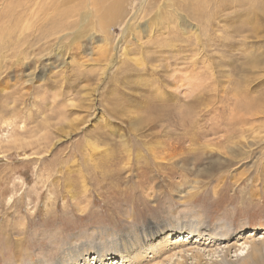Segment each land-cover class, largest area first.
<instances>
[{
    "label": "rangeland",
    "instance_id": "1",
    "mask_svg": "<svg viewBox=\"0 0 264 264\" xmlns=\"http://www.w3.org/2000/svg\"><path fill=\"white\" fill-rule=\"evenodd\" d=\"M0 1L2 11L7 1ZM67 2L72 27L58 36L28 45L32 38L19 30L10 39L0 31V264H59L72 238L87 251L149 224L188 232L199 223L224 234L203 237L218 254L200 264H264V0L224 3L211 61L191 73L183 62H156L166 55L155 60L157 30L174 23L165 3L162 17L138 14L117 68L127 35L120 39L118 25L134 0L108 28L109 2L101 12L88 0ZM167 110L170 118L189 111L195 125L174 134L157 120ZM89 138L100 140L98 150L86 146ZM118 167H130L132 179L126 184L121 170L113 192ZM242 243L250 250L234 258Z\"/></svg>",
    "mask_w": 264,
    "mask_h": 264
},
{
    "label": "bare ground",
    "instance_id": "2",
    "mask_svg": "<svg viewBox=\"0 0 264 264\" xmlns=\"http://www.w3.org/2000/svg\"><path fill=\"white\" fill-rule=\"evenodd\" d=\"M6 1L7 3L6 5H4L5 6L4 9L2 11L0 10V24L1 23L7 24L6 25L7 27L0 25V31L2 30L3 34L6 33V35L3 38L8 37V39H10L11 35H14L15 33H17L16 31L19 30L18 33L19 35H21V39L24 40L25 38L27 39L29 37V40H30L32 38V41L28 44V45H31L34 43H38L43 37L48 38V37L58 36L57 34H59L60 32L68 31L72 27V24H70V20L74 17L75 11L73 12L71 10H68V12H66L67 11L65 10L66 8L62 10L63 7L67 6L66 4L62 5V2L65 3V1L69 2L70 0H65V1L63 0H6ZM88 1L90 3H93L96 7H98V9L100 8L104 9L103 8L104 2L110 3V5H108V7L104 9L105 11L103 12L104 14L102 15V17L104 18L103 25L106 28L112 26V24L114 23L113 22L114 15L116 14L115 11L116 10L118 11L121 8L122 4L126 2V0H88ZM227 1H232L231 6H233V2H236V4L240 2V0H134L135 7H133L131 9L132 11L123 17L121 23L118 25V27H120L119 28L120 32L123 33L120 39H123L124 38L123 36L126 34L127 35L125 37L123 44L121 43V46L120 45L118 46L119 52H116L118 63L116 67L117 68L119 67V64L122 63L123 58L126 55L125 43L127 40V36L129 34L132 35V30H133L132 28L133 26H135V21L136 19H138V14L139 13L141 14L144 10L146 12H143V13H147V10L150 11V13H152L153 12L152 10H155L156 13H158L157 14L158 17L160 16L162 17V12H163L162 10H165V9H162L161 5L163 4L162 6H164V3H165V6H167L168 8H171L169 11V18L171 20L170 22L172 23L174 22L173 24H175V26H173V24L169 26L166 25L165 26L166 29L163 28L162 30L160 29L157 30V32L159 31V34L161 35V37L162 36L163 37L160 42L159 41L154 42L155 44L159 43L161 45L157 47V48H160L159 51L154 54L156 55L155 60L160 55L161 56L166 55V58L162 59L160 57V59L156 60V62H160L161 60H163L165 63L166 61H168L169 63L173 62L171 64L168 63L169 66L170 65L175 66L174 62H183L182 63L183 67L181 66V69L182 68L183 70L187 69L186 72H188V70H191L190 73L195 70V67L197 64H201V65H204L205 63L209 64L211 60L208 58L206 53L208 52L209 47L211 46V44L214 43L217 37L215 31L217 30L216 28H218V26L214 28L216 26L215 25L216 23L214 24V22H215L217 14L219 12L221 13V10L219 9L224 8L223 4L226 3ZM136 2H137V5H136ZM158 2H160L161 4L160 3L157 4ZM132 5H133V2H132ZM137 6L139 7L137 8ZM101 9H100V12H101ZM188 24H191L193 29H191L190 27H187ZM103 25L99 26L101 30H103V27H104ZM118 43L119 42H117V44ZM113 50L114 49H112V52ZM112 52L108 60H111L113 58ZM210 53H213V52H210ZM109 62L110 61H108L106 66L102 68V72H100L101 77L105 76L104 73H105V70H107L106 67L109 65ZM116 67L114 68V71L115 70L117 71ZM157 70L158 69L156 68V66H153L150 68V71L153 73L155 72L156 74H157ZM208 70H210L209 73H211L212 69L207 68L206 71ZM185 81L190 82V78L185 79ZM93 92H94V89H92L91 95L90 96L88 95L91 98V105L94 100ZM160 94L161 93L157 95L159 99H160L159 97ZM161 96L163 97V95ZM188 103H185L184 105L180 106L181 109L184 106L190 107L191 103L190 104ZM161 112H162V115H160V113H159V116L157 115L159 117L157 119L158 122L160 123L164 122L167 127L172 126L174 134L179 132L180 133L179 135L182 136L185 133L186 129H189L190 125L191 126L195 125V122L193 120L194 119L193 117L195 116H193L189 111H186L182 115L173 114L172 118H170L169 116L170 115L169 110L161 111ZM94 113H95V110H93L90 114H88L89 116L87 118L92 117ZM235 117L236 116H234L233 118ZM233 122L235 121L233 120ZM119 138L121 140V143L123 144V147L126 149V152L128 154L129 146L127 144V141L125 139H122V135H119ZM59 140H61V138H59ZM98 140L96 139L95 141H90V138H89L86 140V146L88 145V147H90V150L92 149V151H94L95 149L98 150V145H99L98 143L100 142V140L99 142ZM180 145L181 143L178 142L177 146H180ZM128 156L129 154L127 155V157ZM127 160L128 161L126 164L129 165L130 164L129 162L131 161L129 158ZM114 161L112 162V166H114V171H115L117 163H115ZM118 162L120 163L122 161L118 160ZM74 166L75 165H73V167ZM121 170L125 171V169L118 167L117 168L118 172L116 173V176H113V178L108 183V186L112 188L113 192H117V189H118L117 185L119 183L118 184L115 183L114 180L119 179V176L123 174ZM129 171H131L130 167L127 168L125 171L126 173L125 180H127L126 184L129 183V180L131 181L132 179L131 173ZM136 171L138 172L135 174V177L137 178L142 177L144 173L143 170H139L136 168ZM84 187L85 186L83 185V188ZM129 188H131V186ZM129 188L126 187L125 190L129 191ZM129 230H132V229H129ZM186 230L187 229L185 227H182L180 229L177 227L176 228L164 227L162 229H159L149 224L147 227V232L146 230L142 231V230H135V229L133 233L132 231L131 232L127 231L126 233L117 236L118 241L114 243H109L108 241L107 242L102 241L100 243L101 244L100 246L95 247L94 249H88L87 251L75 249L74 245H76L75 244L76 240L75 238H72V241H71L72 244L69 245L70 247L69 249H67V251H65V254L60 257L59 264H109V261H111V259L113 258L114 260L118 259V262H116L115 264H200V259L203 260L204 258H207L210 256L213 257L214 259L216 258V255L218 254V252L212 249H208V247L211 244V241L207 243L205 242L203 237L207 236L210 240L212 239L215 240V239H218V237H220L223 240L224 238L223 233L218 234V232L209 231V229H207L206 227H204V225H201L200 223L197 226H192L188 230V232ZM181 235H186V238L189 237L190 242H187V240L184 241L183 238L179 239ZM253 235L255 237V234ZM250 237L251 235H249L248 238ZM175 238H177L178 240ZM250 248L251 246L247 243L240 244L239 248L234 252V258L245 257L248 251L250 250ZM110 264H113V263H110Z\"/></svg>",
    "mask_w": 264,
    "mask_h": 264
}]
</instances>
